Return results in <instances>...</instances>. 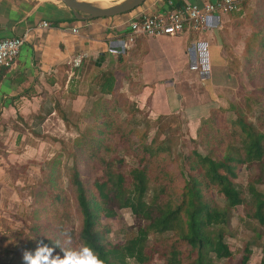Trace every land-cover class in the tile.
I'll use <instances>...</instances> for the list:
<instances>
[{"label":"trees","instance_id":"obj_1","mask_svg":"<svg viewBox=\"0 0 264 264\" xmlns=\"http://www.w3.org/2000/svg\"><path fill=\"white\" fill-rule=\"evenodd\" d=\"M262 4L252 15L255 27L250 34L251 42L245 43L243 72L264 96V84L258 82L259 79L264 81V1ZM96 77L94 90L101 95L92 101L89 111L92 121L83 129L71 154L69 189H64L60 154H56L42 171L45 183L52 182L54 186L46 196L39 191L33 197L31 228L48 226L42 219H36L39 212H48L52 215L51 228H55L57 235L30 240V247L25 250L35 252L42 243L51 252L49 259L53 254H61L65 259L69 253L78 261H86L88 256L84 249L87 248L103 264H131L130 261L135 264H152L154 261L161 264H216L214 260H232V251L224 242L230 210L245 203L249 208L248 215L264 227V187H256L264 186V133L257 124L249 121L238 104L241 101L230 104L235 118L229 116L223 126L215 127L216 120L210 117L201 123L198 142L207 147V154L191 149L180 157L183 162L173 168L167 166L174 158L166 140L152 141L144 146L143 134L132 137L129 136L132 130H111L117 115L121 112L129 114L133 107L127 99L119 100L116 96L114 103L109 99L110 95H121L114 91L115 77L111 71H102ZM261 103L257 115L259 125L264 124L262 98ZM56 111L60 112L65 125L70 126L58 104ZM112 112L115 119L109 117ZM121 120L126 125L135 124L134 120L132 123ZM116 133L120 135L119 139L127 138L131 146L140 149V162L163 156L166 165L158 172L150 171L146 165L122 169L124 160L118 158L117 153L109 158L103 154V150H111V144L103 143L105 136ZM116 161L119 166H115ZM241 165L250 169L257 167L248 179L247 193L234 182ZM150 172L154 175L152 178ZM150 182H154L152 188ZM213 192L224 197V205L216 201ZM70 199L75 202L80 220L79 228L74 230L65 228L60 221V215L67 213ZM115 206L128 208L142 223L123 244L110 242L107 237L110 228L100 225L99 221L101 214L114 216ZM149 233L156 237L153 244L146 243ZM250 255V245L246 243L239 264H247ZM19 260L22 261V255ZM41 262L46 263L43 258ZM17 264H23V261ZM255 264H264V242L259 263Z\"/></svg>","mask_w":264,"mask_h":264},{"label":"crops","instance_id":"obj_2","mask_svg":"<svg viewBox=\"0 0 264 264\" xmlns=\"http://www.w3.org/2000/svg\"><path fill=\"white\" fill-rule=\"evenodd\" d=\"M155 1L112 17L77 20L56 0H0V38L25 39L15 63L0 67V123L8 115L20 123L30 107L55 114L57 102L65 113L91 107L101 95L93 80L102 71H111L114 91L151 118L176 114L197 125L220 108L223 96L237 97L244 72L241 66L235 73L231 59L244 57L252 15L264 0L215 16L218 25L208 31L187 28L175 36L135 35L130 41L128 21L140 10L158 11ZM79 55H84L81 64L74 66Z\"/></svg>","mask_w":264,"mask_h":264},{"label":"rangeland","instance_id":"obj_3","mask_svg":"<svg viewBox=\"0 0 264 264\" xmlns=\"http://www.w3.org/2000/svg\"><path fill=\"white\" fill-rule=\"evenodd\" d=\"M107 1L109 4L116 0ZM250 13L249 16L251 15ZM254 23L255 21L251 20L250 25L255 27ZM247 42H251L250 36L247 38ZM235 57L237 56L233 54L234 60L231 59V64L234 66V72L238 73L240 67L242 66L243 68L245 64V55L240 60ZM239 79L242 83L239 89L241 92L237 94V97H235L234 93L229 94V96H223L222 100H220V108L210 110L206 118H214L216 120L214 121L213 119L215 127L217 125L223 126V122L229 116H235L229 108L230 104L241 101L238 104L244 109V114L249 121L257 124V128L264 133V124L261 123L259 125V122H257L259 108L262 105L261 98L264 100L263 93L258 87L255 88V85L249 81L245 73L240 75ZM258 82L261 83L259 85L264 84L261 79ZM120 94L110 95L109 99L112 103L116 101V96H118L119 100H122L124 96L121 92ZM60 95V91L56 92V99ZM246 99L248 100L246 101ZM30 108L33 109V107ZM30 108L25 111L23 116H20L22 120L20 123L15 120L12 121L9 115L8 118L4 117L7 123H0V139L2 140V143H0V264L22 263L19 260L20 256L26 248L30 247V240L41 236L52 237L57 235L54 231L55 228H51V226L53 227L50 223L52 215H49L48 212H39L36 216L39 217L36 218L38 221L42 219L45 223H48V226L40 225L36 229L31 228L30 214L34 206V193L37 192L38 194L40 191L46 196L49 194L51 187L54 186L52 182L45 183L46 180L42 178V171L46 168L48 161L56 154H60L61 180L64 189H69V168L73 162L71 154L76 149V140L81 137L85 126L92 121L89 112L91 110L90 106L87 108L83 107L81 112H77L78 115L71 108L68 109L66 113L71 123L70 126L65 125V121L58 111L55 114H47L45 110L47 107L43 110L38 108V114V111L36 112ZM61 111L65 113L64 110L61 109ZM34 114L37 118L34 117ZM39 116L44 117V119L40 121ZM109 117L116 118L113 112L109 114ZM206 118H202L201 122L196 125L195 123H188L184 118H180L176 114L151 118L147 116L145 110H139L135 107L129 114L121 112L117 115V121H115L111 130L117 132L122 130L129 132V130H132L129 135L132 137L134 135L139 137L140 134H143L144 146H147L152 141L166 140L172 148L171 153L174 158L171 164L167 166L175 168V166L183 162L180 157L191 149H196L202 155L209 152L204 144L198 142V130ZM121 119L128 120L131 123L135 121V124L126 125V123L120 122L122 121ZM37 125L40 132L36 131ZM18 135L19 139L16 141ZM111 136H105V141L103 142L105 145L111 144V150H103V154L109 158L114 153H117V157L124 160L121 163L122 169L127 170L128 168L146 165L150 171L158 172L161 171L162 166L166 165L162 161L163 156L140 162V149H136L133 145L131 146L129 139H119L120 135L118 133ZM113 143L116 146L113 147ZM115 166H119L117 161ZM256 170V166L250 169L246 165H241L237 170L234 182L245 193H247L248 179ZM150 176L151 178L154 176L152 172H150ZM149 185L152 188L154 182H150ZM256 187L263 189L264 186L261 184ZM212 195L221 206L224 205V197L221 194L213 192ZM68 201L69 208L66 211L67 213L60 215L62 218L60 221L69 230L78 229L80 220L75 202L73 199ZM247 206L244 203L230 210L228 234L225 236L224 242L232 251L233 259L214 260L216 264H239L238 261L243 255V248L246 243L250 245L251 249L247 264L259 263L261 245L264 242V227L260 226L257 221L248 215L249 208ZM115 211V215L111 217H105L101 214L99 221L100 225H107L110 228L107 236L110 242L123 244L142 223L134 218L128 208H116L115 206ZM257 234H260L261 237H258ZM155 238L153 233H149L146 243L153 244ZM56 258L63 259L61 254H53L52 259ZM130 263L135 264L133 261H130ZM152 264H161V262L154 261Z\"/></svg>","mask_w":264,"mask_h":264},{"label":"built area","instance_id":"obj_4","mask_svg":"<svg viewBox=\"0 0 264 264\" xmlns=\"http://www.w3.org/2000/svg\"><path fill=\"white\" fill-rule=\"evenodd\" d=\"M250 0H156L158 11L151 13L144 9L135 13L128 21L129 40L135 35L157 37L160 35L175 36L184 30L193 33L211 30L218 23L215 16H224L238 11ZM48 26L47 22L42 23ZM75 31V29H72ZM23 36L0 38V67H11L24 43ZM116 52V50H113ZM84 55L73 59V65L79 66Z\"/></svg>","mask_w":264,"mask_h":264},{"label":"water","instance_id":"obj_5","mask_svg":"<svg viewBox=\"0 0 264 264\" xmlns=\"http://www.w3.org/2000/svg\"><path fill=\"white\" fill-rule=\"evenodd\" d=\"M72 12L77 20H88L98 17H112L121 13L129 12L141 6L146 0H116L97 3L93 0H56Z\"/></svg>","mask_w":264,"mask_h":264},{"label":"clouds","instance_id":"obj_6","mask_svg":"<svg viewBox=\"0 0 264 264\" xmlns=\"http://www.w3.org/2000/svg\"><path fill=\"white\" fill-rule=\"evenodd\" d=\"M84 251L88 256L86 261H78L75 259V255L69 256V253H66L65 259H49L51 252L46 245L41 243L35 252L24 250L22 252V261L23 264H41L43 258L46 264H103L97 256L91 253L90 249L85 248Z\"/></svg>","mask_w":264,"mask_h":264},{"label":"bare ground","instance_id":"obj_7","mask_svg":"<svg viewBox=\"0 0 264 264\" xmlns=\"http://www.w3.org/2000/svg\"><path fill=\"white\" fill-rule=\"evenodd\" d=\"M93 1L101 4L102 2H106L107 0H93Z\"/></svg>","mask_w":264,"mask_h":264}]
</instances>
